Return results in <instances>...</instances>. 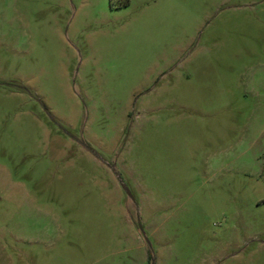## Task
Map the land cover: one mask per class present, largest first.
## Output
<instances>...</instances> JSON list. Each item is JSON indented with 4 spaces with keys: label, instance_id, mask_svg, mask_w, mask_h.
<instances>
[{
    "label": "rangeland",
    "instance_id": "374dc122",
    "mask_svg": "<svg viewBox=\"0 0 264 264\" xmlns=\"http://www.w3.org/2000/svg\"><path fill=\"white\" fill-rule=\"evenodd\" d=\"M0 264H264V0H0Z\"/></svg>",
    "mask_w": 264,
    "mask_h": 264
}]
</instances>
